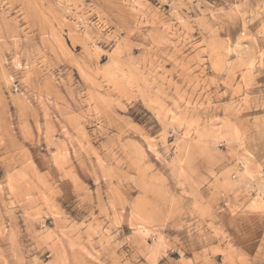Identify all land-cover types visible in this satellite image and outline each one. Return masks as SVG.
I'll list each match as a JSON object with an SVG mask.
<instances>
[{
  "label": "rangeland",
  "instance_id": "obj_1",
  "mask_svg": "<svg viewBox=\"0 0 264 264\" xmlns=\"http://www.w3.org/2000/svg\"><path fill=\"white\" fill-rule=\"evenodd\" d=\"M0 264H264V0H0Z\"/></svg>",
  "mask_w": 264,
  "mask_h": 264
}]
</instances>
